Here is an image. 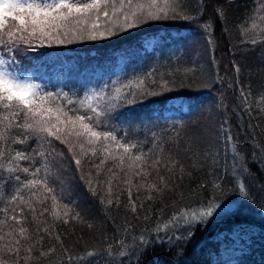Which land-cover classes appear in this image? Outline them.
I'll use <instances>...</instances> for the list:
<instances>
[{"label":"trees","instance_id":"1","mask_svg":"<svg viewBox=\"0 0 264 264\" xmlns=\"http://www.w3.org/2000/svg\"><path fill=\"white\" fill-rule=\"evenodd\" d=\"M186 4L196 20L149 23L95 41L69 39L64 44L53 41L50 46L37 47L34 51H26L21 46L17 53L18 68L35 71L37 75L40 74L37 70H41L47 78L44 82L49 85L44 88L46 91H68L74 98L83 97L87 90L100 88L116 95L115 88L138 81L153 69L158 81L160 74H165V78L174 81L169 90L142 100L138 95L135 103L120 104L111 114L110 126L127 130L128 138L140 141L144 151L152 148L155 132L157 144L164 145L165 156L176 159L178 165L172 172L160 167V174L166 177L169 187L162 193H153V200L143 199L147 195L145 189L139 192L132 189L133 198L139 195L138 203L145 206L143 211L138 208L137 214H133L126 207L127 185L119 182L124 179V173L113 167L118 160L107 159L98 170L90 161L98 164L103 157L99 152L95 157L88 152L78 171L67 147L53 140L57 149L65 154L51 162L53 176L49 179L58 198L55 211L62 219L56 220L52 215L51 199L43 204L32 199L37 213L35 220L26 213L30 232L47 224L55 226V233L49 238L41 231L39 235L44 240L36 245L32 254L38 258L21 259L19 264H69L61 245L55 241L56 234L61 236L63 246L76 256L86 255L87 251H106L112 245L115 264H120L121 240L131 244L132 237L147 235L145 230L152 229L158 219L166 220L178 209L198 210L209 201L211 188L199 185H209L212 180L209 173L230 161V150L237 149L242 153L241 164L246 159L253 174L248 183L255 202L245 207L236 219L210 220L206 228L197 226L194 236L183 246L155 243L136 256H126L124 264H264V218L259 214L264 211V164L258 163L264 160V111L261 110L264 108V44L242 43L251 40L255 33L245 34L241 28L254 14L257 0H186ZM217 9H223V17L217 14ZM205 23L211 25V44L202 29ZM16 24L11 19L7 21L9 28ZM257 24L264 28L259 18ZM245 26L251 27L250 22ZM188 68L192 71L185 74L183 70ZM146 86L158 87L150 82H146ZM241 90L251 93L250 109L243 103ZM128 91L122 88L121 94ZM229 134L234 141L231 145L226 142ZM36 143L33 138L28 145L14 147L21 149ZM90 147L85 145V148ZM75 151L79 156V147ZM113 152L122 154L123 150L113 147ZM179 165H183V172L179 171ZM109 167L119 174L112 180V205L107 204L110 197L106 181L112 175L107 171ZM8 175L0 170V177ZM89 179L91 186L87 183ZM149 181L158 183L155 172L149 176ZM136 183L137 179L133 178V184ZM11 191L10 182H0V197ZM117 191H120L119 204L115 199ZM24 194L27 199L28 190ZM101 199L105 203H101ZM228 199L238 198L229 193ZM64 204L72 209L66 224L63 222ZM43 208L48 211L40 216L39 210ZM77 213L79 218L72 219ZM145 215L150 218L143 219ZM236 224L253 227L245 228L246 234L238 238L233 233ZM50 246L56 251L48 256L39 255V250L47 251ZM0 256L8 264H14V258L8 253H0Z\"/></svg>","mask_w":264,"mask_h":264},{"label":"snow or ice","instance_id":"2","mask_svg":"<svg viewBox=\"0 0 264 264\" xmlns=\"http://www.w3.org/2000/svg\"><path fill=\"white\" fill-rule=\"evenodd\" d=\"M257 4L254 14L245 22V25L250 22L251 27L241 25L243 33L254 32L255 35L242 43L264 44V28H259L257 24V18L264 24V0H257ZM217 14L223 17V9H217ZM6 18H11L17 24L9 28ZM176 19H197L189 11L186 0H0V170L9 174L7 177H0V182H10L12 189L10 194L0 197L3 205L0 207V241L9 238L6 243H0V253H8L14 258V264H19L21 259L27 261L38 258L32 254L36 245L44 240L39 235L41 231L47 233L49 238L55 233V226L47 224L30 232L26 213H30L33 220L36 219L37 209L31 202L33 198L41 204L51 199L52 215L56 220L62 219L60 213L55 211L58 198L49 179L53 176L51 162L65 154L57 149L53 140L67 147L78 171L88 152L93 157L99 152L103 157L98 164L90 161L98 170L103 168L107 159L118 160L119 163L113 167L124 173V179L119 182L127 185L126 207L133 214H137L138 208L143 211L145 206L142 202L138 203L141 201L139 195L133 198L132 189L135 188L137 192L145 189L147 195L143 199L153 200V193H162L169 187L166 177L160 174V167L172 172L178 165L176 159L165 156L164 145L162 142L157 144L155 132L152 133V148L144 151L140 147V141L128 138L127 130L110 126L111 114L120 104H133L138 95L142 100L144 97L162 95L169 90L174 81L165 78V74H160L158 81L154 75L156 70L153 69L138 81H129L122 87L115 88L116 95H110L104 88H100L87 90L83 97L74 98L68 91H46L42 85L22 79L17 60L21 46L26 51H34L37 47L50 46L53 41L59 44H64L69 39L95 41L109 38L118 31H129L145 24ZM202 29L208 34V42L211 44V25L205 23ZM183 71L186 74L192 69ZM236 71L239 72L238 67ZM167 75L171 76L172 73ZM146 82L158 87H148ZM122 88L129 89L128 93L122 95ZM241 96L243 103L250 109L251 93L241 90ZM261 110L264 111V108ZM33 138L37 141L35 146L21 149L14 147L16 144L28 145ZM226 142L228 145L234 142L230 134L226 136ZM85 145L91 147L85 148ZM77 147L80 149L79 156L75 151ZM113 147L122 149V154L113 152ZM133 149L137 151L134 153ZM230 151L231 160L225 161L209 173L212 176L210 184L199 185L200 188H211V199L198 210L178 209L166 220L158 219L152 229L145 230L147 235L132 237L131 244L121 240L120 264H124L126 256H136L155 243L183 246L194 236L197 226L206 228L210 220L236 219L243 214L245 207L255 202L249 190L248 178L253 174L247 160L241 164L242 153L238 149ZM258 163L264 164V160ZM107 171L112 174L106 181L110 197L107 204L112 205V180L117 179L119 174L113 173L112 167ZM179 171H184L183 165H179ZM153 172L156 173L158 183L149 181ZM20 173L24 174L23 178ZM133 178L137 179L136 184H133ZM87 183L91 186L92 180L89 179ZM33 189L36 191H32ZM25 190H28L27 199ZM229 193L238 199H228ZM119 197L120 191H117V204ZM101 203L105 201L101 199ZM62 207L63 222L66 224V217L72 209L67 204ZM46 211L47 208L40 209L39 215L43 216ZM259 214L264 218V211ZM78 218L79 213L72 217ZM149 218L147 215L143 216V219ZM252 227L253 225L236 224L233 233L242 238L246 234L245 228ZM54 238L61 245L69 264L74 261L76 264H115L112 245L106 251H87L86 255L76 256L63 246L59 234ZM55 251L56 248L50 246L47 251L39 250V255L48 256ZM22 252L26 255H21ZM0 264H8V261L0 256Z\"/></svg>","mask_w":264,"mask_h":264},{"label":"rangeland","instance_id":"3","mask_svg":"<svg viewBox=\"0 0 264 264\" xmlns=\"http://www.w3.org/2000/svg\"><path fill=\"white\" fill-rule=\"evenodd\" d=\"M11 18H6V22L8 21V20H10ZM148 48H150V46H151V43H149L148 45ZM18 71H20L21 72V78L22 79H28V80H30V81H32L33 83H36V84H40V85H42L44 88L45 87H48L47 86V83L46 82H44V79H45V81H46V76L44 75V73L41 71V70H37L40 74H34V72H31V70H25V69H23V68H18ZM41 71V72H40ZM42 73V74H41ZM57 74H56V71H54L53 72V78L54 79H56L58 76H56ZM63 85V84H62ZM59 89L61 88V87H58ZM57 91H59V90H57Z\"/></svg>","mask_w":264,"mask_h":264}]
</instances>
